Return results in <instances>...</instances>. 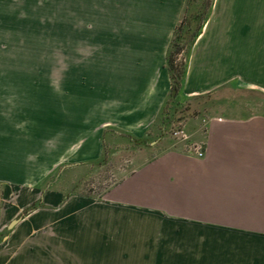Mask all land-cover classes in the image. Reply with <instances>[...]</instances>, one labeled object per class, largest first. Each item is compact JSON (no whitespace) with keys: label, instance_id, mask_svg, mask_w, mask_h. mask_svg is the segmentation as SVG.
I'll use <instances>...</instances> for the list:
<instances>
[{"label":"crops","instance_id":"crops-1","mask_svg":"<svg viewBox=\"0 0 264 264\" xmlns=\"http://www.w3.org/2000/svg\"><path fill=\"white\" fill-rule=\"evenodd\" d=\"M59 1L0 0V264H264V0H215L181 90L196 112L186 141L162 117L180 19L147 68L57 102ZM219 106L243 111L209 114ZM55 129L62 148L38 156ZM133 150L147 154L116 184L74 192Z\"/></svg>","mask_w":264,"mask_h":264},{"label":"rangeland","instance_id":"rangeland-1","mask_svg":"<svg viewBox=\"0 0 264 264\" xmlns=\"http://www.w3.org/2000/svg\"><path fill=\"white\" fill-rule=\"evenodd\" d=\"M186 2L187 0L185 4ZM181 5L183 3H178V0H60L57 9L58 44L56 52L52 54L55 65L51 69V78L56 83L57 102H63L69 95L79 96L78 86L82 82H102L107 77L113 80L114 76L123 77L130 71L133 73L137 69L147 68L151 58L166 46L165 43L160 44V38H164L166 42L165 38L170 31L167 26L172 25L174 31L178 20H181L184 12L183 10L181 14ZM208 28L213 33L212 26L209 25ZM222 33L221 29L214 30V35L220 36ZM65 85H69V89L72 87L71 94L65 92ZM184 97L186 99L181 101L186 106L189 103L188 98L192 96L186 94ZM224 106L213 108L209 114L236 115L241 109L243 111V107L225 110ZM247 109L249 114L254 108L249 106ZM188 112L183 120L175 119L173 125L184 123L188 116L196 113ZM168 133L170 135L171 132ZM38 137L37 153L41 157L46 153L45 147H52L55 155L65 142L57 129L54 130V136ZM133 151L116 154L113 163L102 169H88L82 185L74 192H87L98 196L108 186L116 184L136 165L137 158L147 154L144 151ZM57 172L53 173V180ZM2 188L5 189L4 185H0V190ZM5 200V206L13 203L14 195Z\"/></svg>","mask_w":264,"mask_h":264},{"label":"trees","instance_id":"trees-1","mask_svg":"<svg viewBox=\"0 0 264 264\" xmlns=\"http://www.w3.org/2000/svg\"><path fill=\"white\" fill-rule=\"evenodd\" d=\"M215 0H187L182 14V18L174 31L169 49L166 53V64L172 81V90L162 117L166 122V128H175L173 121L183 120L184 115L189 113L191 106L182 103L181 90L184 88L187 71L189 69V57L193 50L194 44L198 39L204 26L213 13ZM176 90V93H173ZM183 123V122H182ZM41 206V204H33L32 209Z\"/></svg>","mask_w":264,"mask_h":264},{"label":"built area","instance_id":"built-area-1","mask_svg":"<svg viewBox=\"0 0 264 264\" xmlns=\"http://www.w3.org/2000/svg\"><path fill=\"white\" fill-rule=\"evenodd\" d=\"M171 134L178 140L186 141L190 139L189 133L184 126V123H180L175 128L171 129ZM191 154H195L198 157H203L206 154L205 148L202 145H193L189 150Z\"/></svg>","mask_w":264,"mask_h":264},{"label":"water","instance_id":"water-1","mask_svg":"<svg viewBox=\"0 0 264 264\" xmlns=\"http://www.w3.org/2000/svg\"><path fill=\"white\" fill-rule=\"evenodd\" d=\"M174 93H176V90H174Z\"/></svg>","mask_w":264,"mask_h":264}]
</instances>
